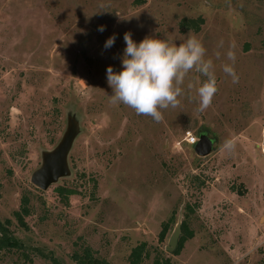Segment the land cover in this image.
I'll return each mask as SVG.
<instances>
[{
	"label": "rangeland",
	"instance_id": "374dc122",
	"mask_svg": "<svg viewBox=\"0 0 264 264\" xmlns=\"http://www.w3.org/2000/svg\"><path fill=\"white\" fill-rule=\"evenodd\" d=\"M70 125L67 174L41 191L31 174ZM199 130L205 157L185 142ZM261 143L264 0H0V221L22 245L0 264H75L83 247L127 264L139 243L141 264H264Z\"/></svg>",
	"mask_w": 264,
	"mask_h": 264
},
{
	"label": "trees",
	"instance_id": "16d2710c",
	"mask_svg": "<svg viewBox=\"0 0 264 264\" xmlns=\"http://www.w3.org/2000/svg\"><path fill=\"white\" fill-rule=\"evenodd\" d=\"M201 22L202 21L200 19H198L197 22H195L193 20H186V21L181 22L180 25H181V27H185V29H188V30L191 29L194 32H197L199 24ZM200 184H201V182L196 183V185H200ZM56 193L61 199H65V197L68 194V190H66L63 187H59L56 189ZM27 202H28L27 198L25 196H22L20 198L19 210L13 213V216L16 220L17 225L21 228H24V229L26 228V224L23 221V218L28 216V214H29ZM184 209L186 211V213L184 215V219H185V217L188 215V213H191L192 210H191V207L189 205H185ZM171 220H172V218H169L168 220L161 223L160 231L157 235L158 243H163V241H164V239L168 233L169 224H170ZM9 223L10 222L8 220H5L3 222L0 221V251L8 252L11 250H21L22 245L20 244V242L17 239H15L11 236V234L8 230ZM174 224H175V222H174ZM172 229H173V227H172ZM172 229H171V231H172ZM171 231H170V233H171ZM170 233H169V235H170ZM169 235H168V237H169ZM191 238H192V232L186 228L185 221L182 220L180 222V234H179V237L177 240V245L171 254L174 256L178 255L179 252L181 251L185 241H187ZM21 256H23V258L25 260H28V257L24 253H22ZM147 257H148V253L146 251L145 243H139L130 250V252L127 256V264H141L142 261L144 259H146ZM70 258L75 264H108V262H106L105 260H100V259L95 258L92 254V251L88 247H83L79 252H73L71 254ZM52 262L54 264H56L54 260H52ZM152 263L153 264H170V262L167 258L163 259L161 257H158V255H155V258L152 261Z\"/></svg>",
	"mask_w": 264,
	"mask_h": 264
},
{
	"label": "water",
	"instance_id": "95a60500",
	"mask_svg": "<svg viewBox=\"0 0 264 264\" xmlns=\"http://www.w3.org/2000/svg\"><path fill=\"white\" fill-rule=\"evenodd\" d=\"M75 135L74 125H70L59 144L51 151L42 156L41 166L30 177V183L37 189L44 191L57 179L67 174L66 156ZM214 138L208 137L205 131L197 132V141L192 146V151L197 157H205L213 150ZM180 222L176 221L167 239L164 250L172 253L177 245L180 234Z\"/></svg>",
	"mask_w": 264,
	"mask_h": 264
},
{
	"label": "built area",
	"instance_id": "2783aa9c",
	"mask_svg": "<svg viewBox=\"0 0 264 264\" xmlns=\"http://www.w3.org/2000/svg\"><path fill=\"white\" fill-rule=\"evenodd\" d=\"M196 140L197 139L195 137L191 136V135H188V137L185 138L186 144L190 145V146H193L195 144ZM259 151H260L261 154H264V143H261L259 145Z\"/></svg>",
	"mask_w": 264,
	"mask_h": 264
}]
</instances>
